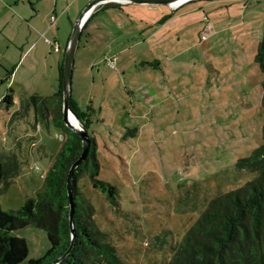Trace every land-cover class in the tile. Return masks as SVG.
<instances>
[{"label": "rangeland", "instance_id": "1", "mask_svg": "<svg viewBox=\"0 0 264 264\" xmlns=\"http://www.w3.org/2000/svg\"><path fill=\"white\" fill-rule=\"evenodd\" d=\"M16 2L0 0V79L14 69L10 86L15 90L14 102L6 105L1 102L5 87H0V153L12 151L19 163L18 176L0 188L6 212L44 191L43 179L67 134L58 119L57 100L45 107L31 100L37 92L53 95L47 88L51 78L48 69L42 78L37 52L22 57L28 28L16 8H9ZM248 4L205 8L209 22L184 20L178 48L184 63L169 67L166 76L139 65L124 81L102 63L99 73L92 69L93 76L72 77V98L81 93L82 111L91 109L88 135L96 144L98 180L118 189L121 211L138 223L126 227L104 202L99 205L116 224L100 214L98 227L119 241L128 238L121 255L126 264H159L148 249V236H142L145 231L152 236L172 229L182 235L194 223L196 215L179 216L174 210L183 189L198 186L202 193L210 190L199 198H211L247 181L236 162L264 143V73L254 60L263 33L264 0ZM11 235L27 242L28 256L20 264L43 257L50 247L46 233L34 225Z\"/></svg>", "mask_w": 264, "mask_h": 264}, {"label": "trees", "instance_id": "2", "mask_svg": "<svg viewBox=\"0 0 264 264\" xmlns=\"http://www.w3.org/2000/svg\"><path fill=\"white\" fill-rule=\"evenodd\" d=\"M204 1L209 0L198 2ZM262 28V38L254 60L264 73V19ZM106 58L108 57L104 58L105 65L111 69L106 64ZM13 72L14 69L6 71L0 84H8ZM62 77L63 62L58 68L55 94L50 98L31 99L44 107L48 101L57 100L59 102L57 115L61 121ZM1 99L6 105L14 102L10 91L3 94ZM69 107L88 132L91 109L86 106V110L82 111L72 95ZM262 107L264 110V85ZM63 129L67 134L63 136L61 152L43 179L44 191L37 199H27L16 211L6 212L0 206V264H20L27 259L26 240L12 236L11 233L29 225H34L46 233L50 247L43 257L30 259L26 264H53L70 247L72 230L74 231L72 249L59 264H126L121 255L123 249L127 248L128 238L122 236L119 241L111 236L110 231L98 227L96 219L100 214H104L110 225L116 224L113 219L106 217L107 212L99 205H103L104 202L109 210L115 212L117 218L123 220L124 225L138 223L121 211L118 189L98 180L100 167L96 157V144L90 136L91 147L88 157L74 172L73 215L72 221L69 220L66 179L71 165L80 156L82 146L80 138L64 123ZM262 135L264 140V125ZM236 169L239 175L248 177L247 181L227 192L219 191L211 198H199V195L204 196L210 190L202 193L198 186L182 190L175 202V213L179 216L196 215V220L184 234L179 235L172 229H163L151 236L145 231L146 234L142 236H148L147 243L150 247L148 249L152 251L157 263L264 264V143L248 158L237 161ZM18 173L19 163L16 155L12 151L1 152L0 188L7 187ZM127 221L129 222L126 223ZM137 245L134 247L139 251Z\"/></svg>", "mask_w": 264, "mask_h": 264}, {"label": "crops", "instance_id": "3", "mask_svg": "<svg viewBox=\"0 0 264 264\" xmlns=\"http://www.w3.org/2000/svg\"><path fill=\"white\" fill-rule=\"evenodd\" d=\"M90 1L17 0L21 6L17 2L15 7L9 5L10 9L16 8L14 11L28 28L27 40L21 45L22 57L25 56V60L29 55L37 52V66L42 68V78H45L48 69L51 85L47 88L49 92L50 90L53 92V95L57 88L58 68L64 61L69 39V37L65 39L64 34L72 30L73 24ZM248 1L246 0L247 4ZM229 2L237 4L245 0L191 2L174 11L164 5L121 3L110 7L101 6L91 13L82 28L81 38L75 52L72 77L74 79V76L77 78L86 75L93 76L92 69L95 67L99 73L98 66L105 63V57L116 58L114 71L121 74L124 81L128 74H132L133 68L139 65L152 71H159L162 76H166L171 72L169 67L175 68L184 63L181 59L183 51L182 49L178 51L186 28L183 21L188 20V23H191L195 19L196 21L204 19L209 22L203 10L205 8L219 9ZM51 16H56V21L50 27ZM211 31L215 32V29L211 28ZM46 39L55 40L58 43V51L53 50L45 42ZM169 50L174 52L170 57ZM12 78L11 76L9 84H0V87H5L3 94L10 91L14 101L15 90L10 86ZM52 96L38 92L32 95L37 99ZM73 100L82 109L85 104L82 94L80 93ZM21 111L24 112V107ZM36 120L38 123V117Z\"/></svg>", "mask_w": 264, "mask_h": 264}, {"label": "water", "instance_id": "4", "mask_svg": "<svg viewBox=\"0 0 264 264\" xmlns=\"http://www.w3.org/2000/svg\"><path fill=\"white\" fill-rule=\"evenodd\" d=\"M202 0H91L82 10L77 20L73 24L71 34L68 39L67 47L65 50L64 61H63V77H62V121L64 125L69 128L73 133H75L81 140V153L77 160L71 165L67 179H66V191L67 196L69 198V220L72 221L73 215V206H72V188H73V177L76 169L86 160L88 157L91 141L88 135V132L84 129V127L79 123L76 116L70 111L69 103L71 100V92H72V76H73V68H74V57L75 52L78 47L82 28L91 15L93 11L97 8L104 6L107 3L115 2L122 4H132V5H164L170 8L171 10H175L185 4L191 2H198ZM71 116L78 122V127H74L71 122ZM63 140L64 137L61 136ZM74 239V231H71V245L66 250V252L53 264H59L62 262L65 257H67L72 249V241Z\"/></svg>", "mask_w": 264, "mask_h": 264}, {"label": "built area", "instance_id": "5", "mask_svg": "<svg viewBox=\"0 0 264 264\" xmlns=\"http://www.w3.org/2000/svg\"><path fill=\"white\" fill-rule=\"evenodd\" d=\"M107 4H121V3H115V2H110ZM105 4V5H107ZM56 21V16H51L50 17V27L54 24V22ZM45 42L51 46L53 48V50L58 51V43L55 40H45ZM106 64L113 70L115 69V62H116V58H106L105 59Z\"/></svg>", "mask_w": 264, "mask_h": 264}, {"label": "bare ground", "instance_id": "6", "mask_svg": "<svg viewBox=\"0 0 264 264\" xmlns=\"http://www.w3.org/2000/svg\"><path fill=\"white\" fill-rule=\"evenodd\" d=\"M70 122H71V124H72L74 127H78V122H77L72 116H71Z\"/></svg>", "mask_w": 264, "mask_h": 264}]
</instances>
